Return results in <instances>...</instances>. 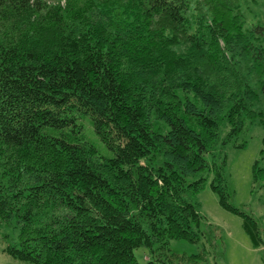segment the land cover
I'll return each instance as SVG.
<instances>
[{"label": "trees", "instance_id": "1", "mask_svg": "<svg viewBox=\"0 0 264 264\" xmlns=\"http://www.w3.org/2000/svg\"><path fill=\"white\" fill-rule=\"evenodd\" d=\"M241 1L0 0V226L18 230L6 255L139 264L143 247L148 264H211L223 252L194 202L207 183L263 245L225 176V148L264 128V27L245 26Z\"/></svg>", "mask_w": 264, "mask_h": 264}, {"label": "rangeland", "instance_id": "2", "mask_svg": "<svg viewBox=\"0 0 264 264\" xmlns=\"http://www.w3.org/2000/svg\"><path fill=\"white\" fill-rule=\"evenodd\" d=\"M241 10L246 27L256 22L264 27V0H242ZM82 123L86 139L97 150V155L101 158L112 157L113 153L107 150L93 134L89 122L84 119ZM242 140L246 143L243 148H235L232 145L225 148L228 202L256 221L263 245L253 246L243 230L242 217L223 209L207 183L194 202L198 204L203 217L201 231L207 235L209 227L215 229L218 237L217 245L223 252V259H212L211 264H264V187L252 189V164L258 158L260 150L264 148V128L248 126L247 132L240 136L239 142ZM261 166L264 167V159ZM17 234L18 230L12 223L0 226V264H28L13 260L3 251L5 247L3 237L6 236L9 243H14ZM169 247L177 256H191L198 253L196 245L184 240H171ZM133 255L139 264H148L150 256L146 248H136Z\"/></svg>", "mask_w": 264, "mask_h": 264}]
</instances>
